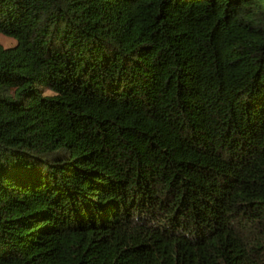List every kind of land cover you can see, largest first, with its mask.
Listing matches in <instances>:
<instances>
[{
	"label": "trees",
	"instance_id": "16d2710c",
	"mask_svg": "<svg viewBox=\"0 0 264 264\" xmlns=\"http://www.w3.org/2000/svg\"><path fill=\"white\" fill-rule=\"evenodd\" d=\"M0 264H264V0H0Z\"/></svg>",
	"mask_w": 264,
	"mask_h": 264
},
{
	"label": "rangeland",
	"instance_id": "374dc122",
	"mask_svg": "<svg viewBox=\"0 0 264 264\" xmlns=\"http://www.w3.org/2000/svg\"><path fill=\"white\" fill-rule=\"evenodd\" d=\"M0 43L5 46H13L16 44V39L0 31Z\"/></svg>",
	"mask_w": 264,
	"mask_h": 264
}]
</instances>
